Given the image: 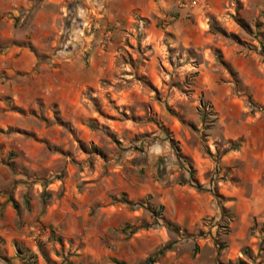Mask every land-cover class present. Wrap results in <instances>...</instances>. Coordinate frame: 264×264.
<instances>
[{
	"label": "rangeland",
	"instance_id": "1",
	"mask_svg": "<svg viewBox=\"0 0 264 264\" xmlns=\"http://www.w3.org/2000/svg\"><path fill=\"white\" fill-rule=\"evenodd\" d=\"M149 258L264 264V0H0V264Z\"/></svg>",
	"mask_w": 264,
	"mask_h": 264
},
{
	"label": "trees",
	"instance_id": "2",
	"mask_svg": "<svg viewBox=\"0 0 264 264\" xmlns=\"http://www.w3.org/2000/svg\"><path fill=\"white\" fill-rule=\"evenodd\" d=\"M199 112H200L199 115L201 116V119H202L203 123L206 122V120L208 119V116L212 115V116L215 117V114L212 111V109H210V111L208 113H206V111L204 110V107L202 105H201V108H200ZM213 121H215V118H213ZM238 147H239V144H234V146H232V148H230V150H236ZM180 167L189 174V176H190L189 185L194 187L197 191H208V192L211 191L210 188H203L202 186L198 185L197 183H195L193 181V179H192V173L193 172L188 167H185L183 164H180ZM123 203L127 204V205H130V206L135 205V204H131V203L125 202V201ZM161 211H162V207H159V214L158 215L161 214ZM161 225L165 226V228H167V229L172 230L171 226L169 224L165 223V222H163V224H161ZM154 261L155 260L153 258H149L148 261H147V264L148 263L149 264H153Z\"/></svg>",
	"mask_w": 264,
	"mask_h": 264
}]
</instances>
